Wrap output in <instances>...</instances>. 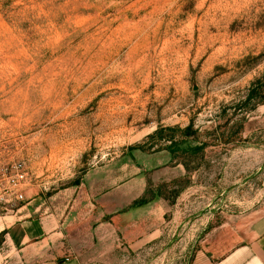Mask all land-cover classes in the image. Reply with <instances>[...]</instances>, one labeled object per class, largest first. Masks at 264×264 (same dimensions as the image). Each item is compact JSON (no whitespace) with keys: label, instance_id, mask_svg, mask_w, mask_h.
Segmentation results:
<instances>
[{"label":"rangeland","instance_id":"374dc122","mask_svg":"<svg viewBox=\"0 0 264 264\" xmlns=\"http://www.w3.org/2000/svg\"><path fill=\"white\" fill-rule=\"evenodd\" d=\"M258 80L264 96V0H0V174L28 173L24 200L0 201V229L23 206L25 217L79 215L69 254L42 264L224 256L229 224L264 211V104L241 106ZM190 124L199 140L175 129ZM90 173L100 194L145 183L129 210L165 202L137 215L152 221L146 239L129 248L117 233L107 246L84 227V204L50 200ZM113 197L124 213V191ZM2 244L0 264L19 261Z\"/></svg>","mask_w":264,"mask_h":264},{"label":"crops","instance_id":"0c3cea01","mask_svg":"<svg viewBox=\"0 0 264 264\" xmlns=\"http://www.w3.org/2000/svg\"><path fill=\"white\" fill-rule=\"evenodd\" d=\"M92 180L93 175L90 173L81 186L61 192L51 197L50 200L67 197L70 201L74 199V203L84 204L88 211V215H82L85 222L84 227L91 231L92 238L101 243H107V246L110 243L113 245L116 234L120 233L128 247L132 248L133 244L146 239L154 229L149 227L152 221L137 217V215L149 211L155 212L160 203L165 213L163 204L165 202L155 199V201L129 210L131 203L143 195L146 188L144 183L141 191L138 192L131 188L134 182H130L119 189V191H124V196L127 198L124 207L128 209L116 215L117 202L113 196L119 191L109 189L101 194L97 193L95 187L98 184ZM140 180L142 182V179ZM70 196L71 199H69ZM28 210L27 206H23L13 216L5 217L2 221L0 229L2 246H6L11 254H17L19 258L17 262L12 260L7 263L37 264L41 263L44 258L47 259L50 254H69L68 249L70 248L67 247H70L69 243L72 238L69 228H73V223L81 220V217L78 215L79 218L77 216L73 218L72 212L64 215L60 209L39 217L23 216ZM10 218L11 221H7ZM238 220L234 225L229 224L232 233L223 245L226 246L224 256H206L202 253L193 264H264V211H260L259 215H249ZM68 262H71L70 259L65 258L58 263L50 262L49 264H69Z\"/></svg>","mask_w":264,"mask_h":264},{"label":"trees","instance_id":"16d2710c","mask_svg":"<svg viewBox=\"0 0 264 264\" xmlns=\"http://www.w3.org/2000/svg\"><path fill=\"white\" fill-rule=\"evenodd\" d=\"M262 80H258L255 82L251 88L249 89L248 95L246 99L241 103L242 108H249L250 110H255L259 105L264 104V96L262 95ZM176 130H179L185 137H194L195 140H199L200 136L198 135L199 133L197 131H194V126L193 124L188 125L184 129H179L175 128ZM239 127L236 130H233L231 132V135L228 140L234 139V136L237 134ZM166 131V129H158L156 130L152 135H150L148 138L149 139H155L157 137L163 138V133ZM225 138V137H224ZM171 144L176 147V141L175 139H169ZM206 144L201 143L198 146L195 147H188L186 150L189 152V157H193L195 153L203 151L205 148ZM185 169L187 171H190L189 165L188 164H183ZM148 194V191H147ZM160 196V194H158ZM155 197V195L151 196V200ZM149 202L148 199L143 198L141 200H138L135 202L134 206H143Z\"/></svg>","mask_w":264,"mask_h":264},{"label":"built area","instance_id":"2783aa9c","mask_svg":"<svg viewBox=\"0 0 264 264\" xmlns=\"http://www.w3.org/2000/svg\"><path fill=\"white\" fill-rule=\"evenodd\" d=\"M28 178V173L22 164L14 165L5 169L0 174V201H5L6 197L16 196L17 200L23 201L22 195H17V189Z\"/></svg>","mask_w":264,"mask_h":264}]
</instances>
